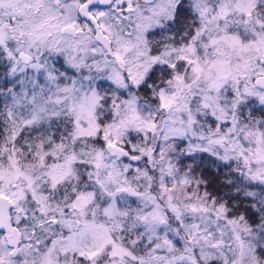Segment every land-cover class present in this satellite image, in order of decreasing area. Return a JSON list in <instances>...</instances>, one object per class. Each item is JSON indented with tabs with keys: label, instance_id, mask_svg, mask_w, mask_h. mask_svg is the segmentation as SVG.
<instances>
[{
	"label": "snow or ice",
	"instance_id": "1",
	"mask_svg": "<svg viewBox=\"0 0 264 264\" xmlns=\"http://www.w3.org/2000/svg\"><path fill=\"white\" fill-rule=\"evenodd\" d=\"M0 264H264V0H0Z\"/></svg>",
	"mask_w": 264,
	"mask_h": 264
}]
</instances>
